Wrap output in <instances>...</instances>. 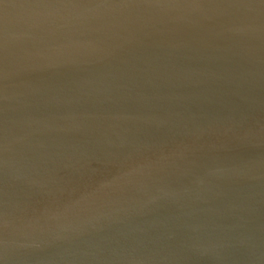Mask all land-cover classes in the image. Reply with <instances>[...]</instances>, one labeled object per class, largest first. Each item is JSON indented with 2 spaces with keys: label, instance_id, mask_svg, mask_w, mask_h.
Masks as SVG:
<instances>
[{
  "label": "water",
  "instance_id": "water-1",
  "mask_svg": "<svg viewBox=\"0 0 264 264\" xmlns=\"http://www.w3.org/2000/svg\"><path fill=\"white\" fill-rule=\"evenodd\" d=\"M0 264H264V0H0Z\"/></svg>",
  "mask_w": 264,
  "mask_h": 264
}]
</instances>
